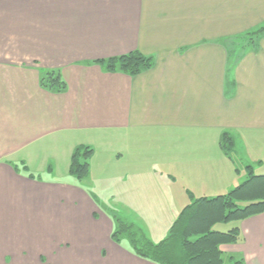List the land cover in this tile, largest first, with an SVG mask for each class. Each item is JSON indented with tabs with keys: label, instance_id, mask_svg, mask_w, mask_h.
Masks as SVG:
<instances>
[{
	"label": "crops",
	"instance_id": "1",
	"mask_svg": "<svg viewBox=\"0 0 264 264\" xmlns=\"http://www.w3.org/2000/svg\"><path fill=\"white\" fill-rule=\"evenodd\" d=\"M263 22L264 0H0V264H154L113 219L157 244L153 211L264 175V32L237 42ZM134 51L139 75L99 64ZM235 227L224 264H264V214Z\"/></svg>",
	"mask_w": 264,
	"mask_h": 264
},
{
	"label": "trees",
	"instance_id": "2",
	"mask_svg": "<svg viewBox=\"0 0 264 264\" xmlns=\"http://www.w3.org/2000/svg\"><path fill=\"white\" fill-rule=\"evenodd\" d=\"M262 32H264V26L253 35L258 36ZM99 64L105 71L118 70L128 76H136L149 70L153 66V61L134 51L100 61ZM40 84L43 88L56 92L64 89V85L54 73L46 74ZM223 138L226 139L227 136ZM91 155L90 148L76 147L70 157L69 174L79 181L85 179L88 175V161ZM261 214H264V175L249 174L244 183L226 195L213 199H193L179 213L166 238L159 243L153 244L144 237V243H141L139 247L136 245V242L138 243L136 239L130 237L129 240L135 255L154 264H224L219 247L237 243L239 229L235 227L227 232H219L212 230L213 226L219 223L240 222ZM116 222L118 231L111 235L115 242L120 238L119 233L128 236L130 232L125 229L122 221L116 219L114 224ZM142 247L146 248L147 252H142L140 249ZM179 249L183 252L181 258L174 255ZM233 264L242 263L236 261Z\"/></svg>",
	"mask_w": 264,
	"mask_h": 264
},
{
	"label": "rangeland",
	"instance_id": "3",
	"mask_svg": "<svg viewBox=\"0 0 264 264\" xmlns=\"http://www.w3.org/2000/svg\"><path fill=\"white\" fill-rule=\"evenodd\" d=\"M264 26V22L262 24H260V27L257 31H259L260 29H262ZM256 31V32H257ZM255 32L253 33H249V34H245V35H240L241 38L240 40H237L238 43H242V45H244V47L246 46V44H249L251 42H253L254 38L256 37V35H253ZM239 47H240V44H238ZM55 164L57 165V169H60L62 171L61 173V177L62 180H67L68 178L69 179H76V178H73L71 176H68V178L66 176H64V174L67 175L66 173V169H65V163H62L61 161H56ZM50 165L52 166L53 164L50 163ZM92 172V179L93 180H96L97 177L95 176V172L94 170L92 169L91 170ZM256 175H259V174H264V173H255ZM76 181H79L76 179ZM80 182V181H79ZM114 189L116 190L117 189V184L115 183V187ZM109 199H107V204L112 207V208H115L116 209V212L122 216L123 218H125V216H127V214L120 208L118 207L117 204L113 203V199H111V196L108 194V197ZM190 203L187 202V203H184V204H176L174 206H171L168 211L166 210H156V211H153V213H157L156 214V220L155 222H157V225L155 226L156 227V231L157 232H160L159 235H157L155 238H152L151 240L152 241H156L155 243H158L160 242L161 240H164L167 236V232L169 231L170 227L172 226L173 222L177 219L179 213L186 207V205H189ZM242 206H244V204H241ZM172 208V209H171ZM115 209H112V210H115ZM155 210V209H154ZM164 213V215H163ZM163 215V216H162ZM128 222H132L130 219L126 218ZM114 221L116 219H113ZM124 223V227L127 231H130L128 232V236H126L125 234H121L120 233L118 234V236L120 238H125V239H130V237L136 239V241H138V243L136 242V245H138L139 247H141V243H144V236H142L143 234L141 233L140 234V231L134 227H130L129 224L125 223V222H122ZM117 222L115 223V230H114V233L117 232ZM235 227V222H229V223H219V224H216L213 226L212 230L214 231H219V232H227L231 229H233ZM131 228V229H130ZM147 234V233H146ZM165 234V235H163ZM149 237V236H148ZM158 240V241H157ZM220 248V247H219ZM142 249V252H147L146 248L142 247L140 248ZM174 255H176V257L178 256L179 258H181L183 256V252L182 250H178L177 253H175ZM225 261V260H224ZM225 263V262H224Z\"/></svg>",
	"mask_w": 264,
	"mask_h": 264
}]
</instances>
